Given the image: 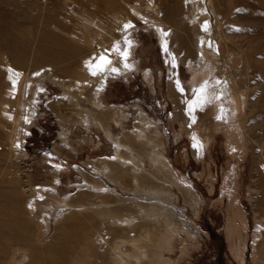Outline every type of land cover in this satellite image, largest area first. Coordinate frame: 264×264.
<instances>
[{
    "label": "rangeland",
    "instance_id": "rangeland-1",
    "mask_svg": "<svg viewBox=\"0 0 264 264\" xmlns=\"http://www.w3.org/2000/svg\"><path fill=\"white\" fill-rule=\"evenodd\" d=\"M0 14V211L10 212L0 213L4 241L11 230L26 233L63 264L61 250L73 245L70 216L95 223L107 205L130 214L143 202L175 220L163 247L169 264H264L257 173L264 174V0H0ZM49 47L61 57L50 59ZM101 56L111 62L93 75L89 64ZM205 82L211 102L190 114ZM93 98L129 115L112 123L114 133L131 132L141 110L157 121L168 164L145 162L159 176L141 178L147 190L155 182L153 196L137 194L118 163L108 174L96 171L115 149L89 111ZM102 115L109 119L110 108ZM103 182L106 193L93 188ZM65 202L86 208L57 221ZM144 216L150 228L164 227ZM93 239L76 246L80 258L68 251L64 264H117L103 239Z\"/></svg>",
    "mask_w": 264,
    "mask_h": 264
},
{
    "label": "bare ground",
    "instance_id": "bare-ground-1",
    "mask_svg": "<svg viewBox=\"0 0 264 264\" xmlns=\"http://www.w3.org/2000/svg\"><path fill=\"white\" fill-rule=\"evenodd\" d=\"M3 20L4 18L2 14H0V22ZM9 42L13 45V38H11ZM111 46L112 48H116L115 44ZM48 50L52 51L51 54L47 53V55H50V59L56 60L61 57V51L59 49L49 47ZM44 59V55L39 57V60ZM92 102L94 107L89 111L93 113L95 123H98L105 133L112 138L115 149V154L113 156L102 157L101 164L95 167L96 171L108 174V172L113 170V164H111V162L118 163V166L125 168L124 171H129L136 180L137 194L144 191V198L153 196L157 192L154 183L159 180V176L154 170L149 171L145 166V162L149 159L156 167H159L161 164H168L165 161L163 153L160 151V146L163 144V141L159 135L160 130L158 129L157 121L150 118L141 110L135 116L137 120L131 132H123L122 134L114 133L112 130V123L119 125L122 123L123 119L129 116L125 109L115 104L107 106V104L99 98H93ZM107 108L111 110L109 119L104 118L102 115L103 111ZM139 145H145V149L138 151L137 148ZM112 157H115V159ZM257 169L259 170V168ZM262 170L264 171V169ZM147 171L152 179H156L155 182H152L148 190L141 182V178L146 181L149 180V176L144 175ZM257 173L260 177L259 186H262L264 184V174L260 170ZM173 183L175 182L171 179L169 184ZM259 186L257 187L259 188ZM108 187L109 184L107 183L93 186V188H96V190L101 193H106L105 191ZM161 189L167 190L166 188ZM262 190H264L263 187ZM260 196L261 195H259V198ZM108 203L110 202H107V204ZM259 203L264 206V202L261 199ZM138 204L142 209L138 210V213L130 214L122 213L119 208L107 205L105 208H101L95 212V217L97 219L95 223H91L93 217L90 216H70L68 222L74 227V233L70 237V243L73 245L67 244L61 250V255L66 258L67 252L73 250L74 253L77 254H75V256L79 257L76 246L79 247V244L85 243H88L90 246V244L94 243L93 238H100L103 239V243H100V245H104V247L108 248L114 255L117 264H169V260L163 255V247L175 230V220L164 209L158 210L151 208L143 204V202H139ZM84 208H86L85 205H79L75 208L73 205H70L69 202H65L58 211L56 220L60 221L72 209L81 210ZM0 213L4 215L10 214V212L5 213L4 211H0ZM144 214H146L147 219L152 218L155 221L161 222L164 227L160 229L155 227L150 228L148 223L145 222ZM3 234L4 233L0 232V264H54L55 256L47 255L44 249L40 245L33 243L26 233L11 230L6 241L3 240ZM259 240L260 239H258V242ZM124 243H129L130 248H128V250L123 248ZM261 250H263V246ZM87 253V251L83 252V254ZM236 254L239 259L243 261V251L238 249L236 250ZM88 255L90 256V254ZM93 255L95 254L93 253ZM98 255L100 257L104 254L99 253ZM7 258H10V260L5 261ZM64 258H61L63 264L66 261Z\"/></svg>",
    "mask_w": 264,
    "mask_h": 264
},
{
    "label": "snow or ice",
    "instance_id": "snow-or-ice-1",
    "mask_svg": "<svg viewBox=\"0 0 264 264\" xmlns=\"http://www.w3.org/2000/svg\"><path fill=\"white\" fill-rule=\"evenodd\" d=\"M131 27H133V25L131 23H128V24L125 25V28H131ZM204 27H205V31H207L208 30V24L205 23V26ZM160 31H161V34L163 36L166 37L168 35V32L165 31V30H163V29H161ZM126 42L128 43V45L130 47L131 44H132V41L131 40H126ZM163 47H164V51L167 52L168 51V41L166 39L164 40ZM116 50L117 51H120V48H119V45L118 44L116 46ZM128 55H129L128 52H123V56H124L125 60H127ZM100 61H101V63L100 64H97L95 66H93L92 64H89V67L90 68H93V75L96 74V69L97 68H102L105 64H108V63L111 62L105 56H101L100 57ZM125 67H131V65L125 63ZM112 71L113 72H119V69L113 68ZM39 74L40 73H36V75H39ZM216 83L217 84H220L221 81L217 80ZM178 84H179V82H178ZM207 88H208V83L205 82L203 85H201L200 88H198L196 90V92H197L196 99L195 100H191L188 103V109H189V113L190 114L192 112H194L197 107H203L205 103H210L211 102L210 99L206 96V90H207ZM180 91H184V89H183L182 86L180 87ZM221 96H222V93H221ZM219 98H220V96H217L216 97V99H219ZM217 119H221V120L224 119V116H223V108H221V115L218 116ZM194 121H195V117H193V122ZM189 126H191V125H189ZM194 139H195V137H194ZM193 146L196 147V148H198V149H201V150L203 149V144L199 140H196V143ZM17 147H19V145H17ZM112 158L115 159V157H112Z\"/></svg>",
    "mask_w": 264,
    "mask_h": 264
}]
</instances>
